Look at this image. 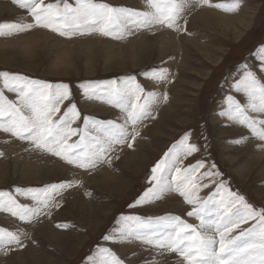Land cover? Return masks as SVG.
<instances>
[{"label": "rangeland", "instance_id": "1", "mask_svg": "<svg viewBox=\"0 0 264 264\" xmlns=\"http://www.w3.org/2000/svg\"><path fill=\"white\" fill-rule=\"evenodd\" d=\"M48 2L55 0H45V3ZM67 2L75 4V0ZM94 2L138 11L149 10L148 0ZM220 2L228 0H210L209 4H198L186 10L180 20L186 30L153 26V30L148 31L129 26L133 34L126 35L123 41L98 33L62 37L45 28L0 36V71L18 73L53 84L68 83L70 101L76 103L81 114V119L74 121L71 126L79 127L81 132L85 131L84 117L122 123L125 116L121 109L108 103L103 96L89 94L82 99L79 87L82 81L116 80L119 85L121 78L132 74L137 76L146 92L151 90L158 95L152 117L139 126L140 136L134 142L129 141L132 147L116 145L115 153H109L107 157L111 163L99 164L95 171L70 165L53 153L37 149L31 140L20 139L0 127V191L11 192L19 204L42 208V214L37 219L21 220L18 215L7 211L8 201L7 197L4 198V207L0 208V227L17 232L25 246H7L11 247V251L7 255L0 252V264H90L88 257L95 253L98 245L111 248L124 260V264H187L179 253L160 249L155 244L149 245L141 237L132 236L117 243L105 241L103 236L112 233L115 228L125 227L121 218L126 216L156 218L173 215L199 226L200 219L197 216L187 215L196 205H189L176 190L143 205H135L143 191L151 186V169L173 143L188 131L192 133L190 142L198 145L205 143L201 139L203 133L207 137L208 147L186 157L181 167L203 159L206 161L205 168L196 173L200 175L206 171L208 163H214L221 174L216 177L217 181L224 180L232 192L243 195L254 207H264V172L255 170L248 163V157L251 155L253 159L259 152L254 154L249 153L248 148L246 150L251 141L264 150V142L248 138L250 131L244 125L217 115L228 94H235L245 102L247 100L246 94L236 93L231 85L242 73L245 62L257 65V59L254 58L256 50L264 45V0H242L239 10L234 12L213 6ZM11 8L21 10L25 19H20L22 16L14 17L12 14L16 13L11 14ZM210 10L229 15L235 21L242 19L240 23L252 18L245 28L244 37L236 41L232 25L217 30L218 20L213 13L208 12ZM200 11L206 12L195 19ZM31 19L15 0H0V23L31 22ZM30 32L42 38L28 39L25 33ZM199 46L211 49L208 52L209 59L201 55ZM152 68L167 69V79L156 81L145 78L143 72ZM0 88H4L2 78ZM165 93L166 100L163 99ZM4 94L19 103L18 93L4 88ZM70 101L66 100L61 105V112ZM253 115L264 118L258 113ZM0 124L7 127V118L0 119ZM234 127L237 128L236 133L224 134L226 129ZM87 132L90 135L85 143H89L92 136L103 135V130L98 132L91 124ZM242 136L245 137L244 141L237 143ZM78 139L79 134L72 136L69 143ZM26 154L34 158L35 166L31 170L26 167L25 159H22ZM228 157L236 160L237 166ZM139 160L146 161L140 171L134 170L135 165L132 167L128 164ZM262 163L260 161L259 165ZM235 167H244L245 176L240 177ZM64 181L71 182L72 186L60 190L58 194L52 193L45 208L41 202L46 197L41 189ZM123 181L129 182L127 192L123 196L111 195L107 186ZM195 183L208 185L194 193L199 198L198 203H203L216 193V184L211 183L210 178ZM16 188L24 192L18 193ZM30 189L33 191L29 192ZM167 197L177 199L179 205L172 202L173 207L165 208ZM221 197H227L223 190L215 199ZM252 223L241 224L240 229H246ZM240 229L226 234L225 239L238 235ZM54 234L57 236L52 238ZM208 234L219 239L216 233ZM238 243L243 244L244 241Z\"/></svg>", "mask_w": 264, "mask_h": 264}, {"label": "snow or ice", "instance_id": "2", "mask_svg": "<svg viewBox=\"0 0 264 264\" xmlns=\"http://www.w3.org/2000/svg\"><path fill=\"white\" fill-rule=\"evenodd\" d=\"M15 3L28 12L31 22L0 23V36L45 28L62 37L98 33L123 41L126 35L133 34L129 26L148 31H152L153 26L186 30L180 23L183 13L198 4H209L210 0H148L147 11L96 3L94 0H75L74 5L67 0L63 3L61 0L48 3L45 0H15ZM241 4L242 0H228L213 6L234 12L239 10ZM254 58L257 59V65L245 62L242 73L231 85L236 93L246 94V102L235 94H228L217 115L244 125L250 131L248 138L264 142V118L253 115L258 113L264 116V45L258 47ZM167 72V69L152 68L144 71L143 76L163 81L167 79ZM0 78L3 79L4 88L18 93L19 101L17 103L8 99L4 88H0V119L6 117L8 122L7 127L3 124L0 127L20 139L31 140L37 149L53 153L68 164L89 171H95L99 164L111 163L107 157L109 153H115L116 145L132 147L129 141L134 142L140 136L139 126L152 117L153 106L158 102L157 93L151 90L146 92L136 75L129 74L121 78L119 85L116 80L82 81L79 85L82 99L89 94L103 96L108 103L121 109L125 116L122 123L84 117L85 131L81 132L79 127L71 126L74 121L81 119V114L76 103L70 101L68 83L53 84L8 71H0ZM101 85L106 87L102 88ZM163 99H167L166 93ZM66 100L70 102L61 112V105ZM89 124L98 132L103 130V135L92 136L91 141L85 143L90 135L87 132ZM78 134L79 139L69 143V139ZM191 136V131L185 132L154 165L149 177L151 186L143 191L135 205H143L176 190L189 205H196L187 215L197 216L200 219L199 226L173 215L156 218L126 216L121 218L125 227L115 228L103 239L119 243L132 236L141 237L149 245L155 244L160 249L179 253L187 264H264V207H254L243 195L232 192L224 180L217 181L216 177L221 174L214 163H208L206 171L200 175L196 173L205 168L206 161L203 159L181 167L186 157L208 147L207 137L203 133V145L190 142ZM244 139L242 136L236 142L241 143ZM209 178L211 183L216 184V193L203 203H198L199 198L194 193L208 185L195 181ZM71 186L69 181L47 185L41 189L46 197L41 203L46 208L52 193L58 194L60 190ZM221 190L227 193V197L216 200L215 196ZM16 192L23 193L24 190L16 188ZM5 197L8 201L7 211L18 215L21 220L31 221L42 214L41 207L19 204L7 191H0V208L4 207ZM249 221H253L250 227L240 229L241 224ZM236 229H240L239 234L226 240V234ZM208 233L218 234L219 239ZM239 241L244 243L240 244ZM12 245L18 248L25 246L17 232L0 227V252L7 255L11 251V247L7 246ZM88 260L90 264H124V260L111 248L99 245Z\"/></svg>", "mask_w": 264, "mask_h": 264}, {"label": "bare ground", "instance_id": "3", "mask_svg": "<svg viewBox=\"0 0 264 264\" xmlns=\"http://www.w3.org/2000/svg\"><path fill=\"white\" fill-rule=\"evenodd\" d=\"M211 9V8H210ZM204 10V9H203ZM212 10H214V9H212ZM212 10H210V11H208V12H210V13H213L215 16H216V18H217V20H218V25L219 26H217L216 27V29L217 30H221V29H227L225 26H227V25H232V31H233V33H234V38H235V40L236 41H239L240 39H242L243 37H244V33H245V28L250 24V21L252 20V18H250L246 23H240V22H242V19L241 20H237V21H235V18H232V17H229V15H226V14H223V13H220V12H217L216 10L215 11H212ZM9 11H11V14L12 13H16V14H12V15H14V17H20V16H22L20 19H25V16H24V14H23V12H21V10H16L15 8H11V9H9ZM203 12H206V11H200L199 13H197L196 15H195V19H197V17L199 16V15H201ZM191 16H193V15H191ZM24 22V21H23ZM184 26V25H183ZM242 26H244V27H242ZM242 29H241V28ZM38 30V29H37ZM46 32V31H45ZM27 33V32H26ZM25 33V35L26 36H28L29 38L28 39H37V38H42V37H37V35L36 34H34V33H28V34H26ZM38 36H40V35H38ZM33 37H37V38H33ZM199 50H200V52H201V55H204L205 56V58L206 59H209L210 58V56H209V54H208V52L211 50V49H209V48H207V47H204V46H199ZM175 117H176V115H175ZM174 118V117H173ZM240 129V128H239ZM235 130H237V128H233V129H226L225 131H224V134L225 133H228V132H233V133H236V131ZM247 148L249 149V153H251V152H259V155H257L256 157H254L253 159H251V155L248 157V163L255 169V170H257V171H259V172H264V150H263V148H261L260 146H258V145H256V144H254V141H251L250 143H248L247 144V147H246V150H247ZM15 150V149H14ZM25 153V152H24ZM23 153V154H24ZM255 154V153H254ZM29 158V159H28ZM22 159H25V161H26V167L28 168V169H33V167L35 166V162H34V158H33V156H31V155H23V158ZM228 160L231 162V163H234L233 165L234 166H237L236 164H235V162H236V160H234V159H232L231 157H228ZM260 161H263V163H262V165H259V163H260ZM145 162L146 161H144V160H139V161H135L134 163H132V162H129L128 164L129 165H131L132 167H133V165H135V167L136 168H134V170H136V171H140L141 169H143V167H144V165H145ZM38 163V162H37ZM33 165V166H32ZM240 166H242L241 164H240ZM54 167H56V165L54 166ZM56 169V168H55ZM235 169L239 172V175H240V177H244L245 176V174H246V172H245V169H244V167H235ZM235 170V171H236ZM108 173V172H107ZM128 187H129V182H126V181H123V182H121V183H117V182H115L114 184H109L108 186H107V189H108V191L111 193V195L112 194H114V195H117V196H123L126 192H127V190H128ZM168 198V197H167ZM168 200V202H166V205L164 206L165 208H171V207H173V205H172V202H176L175 204L176 205H179V202L177 201V199H175V198H173V197H171V198H168L167 199ZM175 207V206H174ZM99 223V222H98ZM94 228V227H93ZM57 235L56 234H54V236H52V238H55ZM130 246V245H129ZM141 253V252H140ZM143 254H145V253H143ZM155 254V253H154ZM165 255V254H164ZM140 256V255H139ZM43 261V260H42ZM45 261V260H44ZM180 262V261H179Z\"/></svg>", "mask_w": 264, "mask_h": 264}]
</instances>
